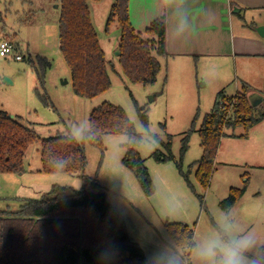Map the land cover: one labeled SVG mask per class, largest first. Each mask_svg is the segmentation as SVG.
Returning <instances> with one entry per match:
<instances>
[{
	"label": "rangeland",
	"instance_id": "obj_1",
	"mask_svg": "<svg viewBox=\"0 0 264 264\" xmlns=\"http://www.w3.org/2000/svg\"><path fill=\"white\" fill-rule=\"evenodd\" d=\"M111 4L112 0L89 3L101 46L115 72L110 71V90L88 100L75 96L71 70L60 52L59 0H0V39L13 42L17 54L23 57V61L0 57V110L21 118L40 138L60 134L82 142L94 109L104 103L122 108L143 139L137 150L154 184V195L148 198L134 173L122 163L127 136H104L103 149L85 143V175L97 178L99 187L92 192L105 194L107 202L123 215L128 233L147 264H188V261L216 264L217 252L224 260L229 255L235 256L238 264H259L252 257L264 248V121L253 127L247 138H242L246 132L239 127L221 140L207 190L195 177L196 166L191 168L203 152L197 133L190 135L182 160L183 172L191 169L190 186L174 162L159 163L153 158L156 151L165 153L153 137L157 135L164 142L168 136L172 137V154L179 161L182 141L192 129L197 113L196 130L203 117L212 111L220 92L235 96L243 84L262 89L264 66L259 65L262 62L244 65L237 59L236 65L221 63L224 65L216 70L187 69L178 74L168 68L166 59L160 58L164 67L157 84L147 88L134 84L125 77L119 62L118 25L106 31ZM7 33L12 34L5 36ZM24 56L43 57L51 63L43 86ZM42 95H47L54 107H46L39 97ZM136 105L147 114L148 128ZM263 110L264 102L256 113ZM41 169V146L35 144L26 153V173L13 176L7 184L9 193L19 199L12 200L9 206L0 204V211L16 212L21 203L42 200L56 186L77 191L83 187L79 174L47 175ZM244 187L246 192L241 200L226 213L221 203L232 188ZM167 224L188 226L194 232L195 248L185 253L177 249L167 233Z\"/></svg>",
	"mask_w": 264,
	"mask_h": 264
},
{
	"label": "trees",
	"instance_id": "obj_2",
	"mask_svg": "<svg viewBox=\"0 0 264 264\" xmlns=\"http://www.w3.org/2000/svg\"><path fill=\"white\" fill-rule=\"evenodd\" d=\"M103 1L59 0L60 52L71 70L74 94L82 99H95L112 87L110 71L115 72V68L107 61L89 6L90 2ZM129 2L112 0L106 31L112 25H118L121 32L119 62L123 73L130 82L147 88L157 84L163 71L164 66L159 59L168 58L165 19L155 20L144 33L136 31L130 22ZM24 59L43 86L51 63L43 57L24 56ZM252 93V88L247 84H243L241 91L232 97L220 92L212 111L203 117L200 128L196 130L197 113L192 129L182 141L179 161L172 154L170 136L166 142L157 135L153 137L165 150V153L156 151L153 158L159 163L174 162L190 186L191 169L184 173L182 160L188 150L190 135L197 133L203 152L201 159L191 168L196 166L195 177L200 186L207 190L221 140L228 137L229 131L239 127L246 132L242 138H247L248 132L264 121V110L256 113L257 108L251 106L249 95ZM39 97L46 107H54L47 95ZM136 109L148 128L147 114L138 105ZM162 128L166 130L165 125ZM31 129L22 123L21 118H12L0 110V175L23 174L26 153L31 146L40 144L41 173L79 174L83 187L77 191L56 186L42 200L21 203L16 212L0 211V264H147L141 249L131 239L123 216L107 202L105 194L92 192L99 187L97 178L90 179L85 175V143L103 149L104 136H127L129 141L124 146L126 153L122 163L134 173L144 194L148 198L154 195V184L137 150L143 139L137 134L126 112L110 103L94 109L89 117V130L84 133L82 142L73 136L60 134L40 138ZM245 192L246 187L232 188L228 198L221 203V208L228 213ZM166 230L182 253L195 248L194 232L188 226L167 224ZM223 237L227 240L226 236ZM233 248L244 254L237 247ZM252 258L264 264V248ZM216 264H224L218 252Z\"/></svg>",
	"mask_w": 264,
	"mask_h": 264
},
{
	"label": "crops",
	"instance_id": "obj_3",
	"mask_svg": "<svg viewBox=\"0 0 264 264\" xmlns=\"http://www.w3.org/2000/svg\"><path fill=\"white\" fill-rule=\"evenodd\" d=\"M129 16L139 32H145L155 20L165 19L166 60L168 68L178 74L187 69L192 72L206 68L216 70L224 65L221 63L235 62L236 65L237 59L244 65L254 61L264 66V39L255 31L264 25V0H130ZM8 34L12 33L5 36ZM187 81L191 83V77ZM247 85L262 96L264 82L262 89ZM13 176L15 174L0 175V204L3 206L19 199L9 193L7 186Z\"/></svg>",
	"mask_w": 264,
	"mask_h": 264
},
{
	"label": "built area",
	"instance_id": "obj_4",
	"mask_svg": "<svg viewBox=\"0 0 264 264\" xmlns=\"http://www.w3.org/2000/svg\"><path fill=\"white\" fill-rule=\"evenodd\" d=\"M0 57H14L16 61H23L22 55L17 54L16 45L8 39H0Z\"/></svg>",
	"mask_w": 264,
	"mask_h": 264
},
{
	"label": "water",
	"instance_id": "obj_5",
	"mask_svg": "<svg viewBox=\"0 0 264 264\" xmlns=\"http://www.w3.org/2000/svg\"><path fill=\"white\" fill-rule=\"evenodd\" d=\"M255 31L262 39H264V25L255 28ZM119 55H120V51L118 52V56ZM7 81L8 80L6 79V82ZM249 101L253 108H257L264 102V97L253 92L252 94L249 95ZM12 118H14V116H12ZM111 246H113V243L111 244Z\"/></svg>",
	"mask_w": 264,
	"mask_h": 264
},
{
	"label": "clouds",
	"instance_id": "obj_6",
	"mask_svg": "<svg viewBox=\"0 0 264 264\" xmlns=\"http://www.w3.org/2000/svg\"><path fill=\"white\" fill-rule=\"evenodd\" d=\"M157 143V142H156ZM224 264H238L237 259L233 255H229L225 260Z\"/></svg>",
	"mask_w": 264,
	"mask_h": 264
}]
</instances>
